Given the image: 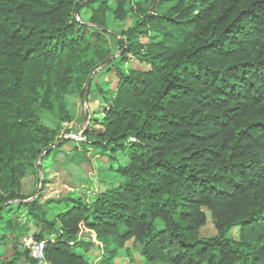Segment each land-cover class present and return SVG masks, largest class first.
<instances>
[{
	"label": "trees",
	"instance_id": "trees-1",
	"mask_svg": "<svg viewBox=\"0 0 264 264\" xmlns=\"http://www.w3.org/2000/svg\"><path fill=\"white\" fill-rule=\"evenodd\" d=\"M106 33L147 68L115 69L81 144L126 162L91 200L27 201L54 138L41 114L114 65ZM16 224L49 264H113L127 242L145 264H264V0H0V227Z\"/></svg>",
	"mask_w": 264,
	"mask_h": 264
},
{
	"label": "rangeland",
	"instance_id": "rangeland-1",
	"mask_svg": "<svg viewBox=\"0 0 264 264\" xmlns=\"http://www.w3.org/2000/svg\"><path fill=\"white\" fill-rule=\"evenodd\" d=\"M80 21L86 19L84 10L77 15ZM132 22L128 21L126 26ZM105 43L104 47L110 48L111 59H115L114 65H108L100 61L98 67L91 73L86 83V96L80 95L81 88L78 84L70 87V94L57 101L53 109L41 114L44 125L54 132V138L50 142L51 153L43 161L42 167H38L36 175H28L23 179L22 192L35 194L30 201L37 198L41 203L59 200L68 195L84 196L91 200L97 193L108 186V182L115 181L117 175L109 170L119 163H125L126 159L121 153L115 158H108L97 154L94 149L85 150L81 141L84 130L91 125L93 119L102 118L103 107L113 96V88L117 82L115 69L126 72L129 68L146 69L147 66L136 59H129L122 63L119 59L121 51L115 46V40L108 33L101 35ZM152 37V35L150 36ZM149 39L142 38V41ZM56 149V151H55ZM39 163V161L37 162ZM56 205V204H55ZM21 219H19L20 223ZM233 233L236 230L232 231ZM33 225L25 232L16 224L14 231H8L0 227V254L5 260L17 259L18 264H29L26 256L20 249L22 239L31 236ZM86 229L81 228L79 235H85ZM215 234L214 226L210 218L201 230L202 236ZM95 241V235L90 233ZM98 252L92 250L89 259L93 264L100 259ZM113 264H145L140 257L138 249L131 242L117 251L113 257Z\"/></svg>",
	"mask_w": 264,
	"mask_h": 264
},
{
	"label": "built area",
	"instance_id": "built-area-1",
	"mask_svg": "<svg viewBox=\"0 0 264 264\" xmlns=\"http://www.w3.org/2000/svg\"><path fill=\"white\" fill-rule=\"evenodd\" d=\"M77 21L80 19L75 14ZM21 250H27L28 255L35 261V264H49L45 259V242L36 241L32 236L22 239L20 244Z\"/></svg>",
	"mask_w": 264,
	"mask_h": 264
},
{
	"label": "water",
	"instance_id": "water-1",
	"mask_svg": "<svg viewBox=\"0 0 264 264\" xmlns=\"http://www.w3.org/2000/svg\"><path fill=\"white\" fill-rule=\"evenodd\" d=\"M85 96H86V92H85Z\"/></svg>",
	"mask_w": 264,
	"mask_h": 264
}]
</instances>
